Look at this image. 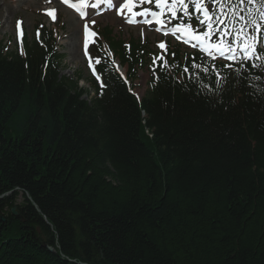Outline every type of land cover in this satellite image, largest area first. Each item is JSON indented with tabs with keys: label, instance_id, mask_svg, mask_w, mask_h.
Instances as JSON below:
<instances>
[{
	"label": "trees",
	"instance_id": "16d2710c",
	"mask_svg": "<svg viewBox=\"0 0 264 264\" xmlns=\"http://www.w3.org/2000/svg\"><path fill=\"white\" fill-rule=\"evenodd\" d=\"M101 35L129 78L145 64ZM41 40L0 44V264H264V69L177 48L137 101L98 51L83 99Z\"/></svg>",
	"mask_w": 264,
	"mask_h": 264
},
{
	"label": "snow or ice",
	"instance_id": "6c2138e0",
	"mask_svg": "<svg viewBox=\"0 0 264 264\" xmlns=\"http://www.w3.org/2000/svg\"><path fill=\"white\" fill-rule=\"evenodd\" d=\"M62 2L74 9L81 19H88L85 9H100L101 5L107 9L115 6L117 14L130 24L136 22L134 18L137 16L151 17L145 19L144 23L160 25L157 31H163L164 35L171 34L184 43H191L213 61L218 58L229 61L230 63L223 67L233 69L238 76L242 74L247 62H252V68L264 69V52L258 50L260 45L264 44V0H124L123 3L115 5L114 0H62ZM152 4L155 10L143 7L142 11H134L140 5ZM190 7L192 11H189ZM54 12L55 10H51L47 14L55 19ZM245 12L247 15L242 14ZM193 17L197 21L196 26L191 23ZM174 20L181 22L171 24ZM92 23L94 24L95 21ZM169 24L171 28L168 27ZM96 35L85 23V55L89 59V68L99 80L94 63H101V58H93L87 51L89 38H93L92 42H95ZM141 36L143 37V33ZM158 47L167 51L164 42L159 43ZM159 59L164 62L165 67H168L163 55ZM113 64H115L114 60ZM192 67L200 69L205 74L210 70L208 66L195 63ZM117 70H119L118 66ZM211 70L216 75L217 85L226 81L227 77L221 75L215 64L211 66ZM184 72L188 73L189 69L185 67ZM254 79L259 80L261 77L257 76Z\"/></svg>",
	"mask_w": 264,
	"mask_h": 264
},
{
	"label": "rangeland",
	"instance_id": "374dc122",
	"mask_svg": "<svg viewBox=\"0 0 264 264\" xmlns=\"http://www.w3.org/2000/svg\"><path fill=\"white\" fill-rule=\"evenodd\" d=\"M115 4L117 3L114 0ZM50 5L55 10V18L57 16L55 21H51L53 20L52 16L46 12V7ZM87 9H89L90 16H88V19L82 20L74 13L66 10L59 0H0V43L4 48L12 50L17 45V32L25 34L31 40L38 26H49L50 29L54 30V34L58 40V52L63 55L61 59V73L71 79L76 77L77 74H81L79 84L87 88L89 83L85 78L88 77L89 71L86 68L82 57V50L80 49V39L84 37V34L81 33L84 31L85 23L92 27L96 25V28L108 25L112 28V37L122 39L125 42L130 39L145 42L150 49H153L157 53V42L161 40V42L165 43L164 39L166 37L157 34L152 26H147L144 23L145 17L137 16L134 18L137 23L129 24L126 23L124 17L117 14L115 6L112 9H107L104 6L95 10L91 8ZM92 21H95V23L93 24ZM73 27L78 31L77 58H75V54L72 52L73 48L69 45ZM141 33H143V37ZM169 41L173 43L172 40ZM90 52L92 54L91 47ZM149 75L150 73L146 69L138 71L132 87L137 96H142L146 92Z\"/></svg>",
	"mask_w": 264,
	"mask_h": 264
},
{
	"label": "bare ground",
	"instance_id": "6f19581e",
	"mask_svg": "<svg viewBox=\"0 0 264 264\" xmlns=\"http://www.w3.org/2000/svg\"><path fill=\"white\" fill-rule=\"evenodd\" d=\"M47 9L48 11H51L50 7H47ZM77 36H78V31L75 27H73L69 45L73 48L72 52L75 54V58L78 57Z\"/></svg>",
	"mask_w": 264,
	"mask_h": 264
},
{
	"label": "water",
	"instance_id": "95a60500",
	"mask_svg": "<svg viewBox=\"0 0 264 264\" xmlns=\"http://www.w3.org/2000/svg\"><path fill=\"white\" fill-rule=\"evenodd\" d=\"M11 211H12V214L13 215H17V211H16V208L15 207H13ZM49 248H50V250H52L51 247H49Z\"/></svg>",
	"mask_w": 264,
	"mask_h": 264
}]
</instances>
